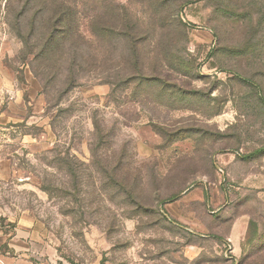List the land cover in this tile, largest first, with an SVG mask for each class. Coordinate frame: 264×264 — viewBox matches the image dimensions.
Here are the masks:
<instances>
[{
	"label": "rangeland",
	"instance_id": "1",
	"mask_svg": "<svg viewBox=\"0 0 264 264\" xmlns=\"http://www.w3.org/2000/svg\"><path fill=\"white\" fill-rule=\"evenodd\" d=\"M0 264H264V0H0Z\"/></svg>",
	"mask_w": 264,
	"mask_h": 264
}]
</instances>
